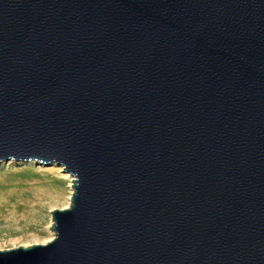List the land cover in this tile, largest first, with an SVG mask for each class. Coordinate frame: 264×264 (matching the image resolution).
Here are the masks:
<instances>
[{
    "label": "water",
    "instance_id": "obj_1",
    "mask_svg": "<svg viewBox=\"0 0 264 264\" xmlns=\"http://www.w3.org/2000/svg\"><path fill=\"white\" fill-rule=\"evenodd\" d=\"M9 160L72 184L0 264H264V0H0Z\"/></svg>",
    "mask_w": 264,
    "mask_h": 264
},
{
    "label": "rangeland",
    "instance_id": "obj_2",
    "mask_svg": "<svg viewBox=\"0 0 264 264\" xmlns=\"http://www.w3.org/2000/svg\"><path fill=\"white\" fill-rule=\"evenodd\" d=\"M59 168L33 161L0 163V250L52 239L49 212L64 207L71 194V181Z\"/></svg>",
    "mask_w": 264,
    "mask_h": 264
},
{
    "label": "bare ground",
    "instance_id": "obj_3",
    "mask_svg": "<svg viewBox=\"0 0 264 264\" xmlns=\"http://www.w3.org/2000/svg\"><path fill=\"white\" fill-rule=\"evenodd\" d=\"M58 172H61V168H59L58 169ZM63 178H66V179H69V181H71V184H72V179H71V177H69V175H67V174H62L61 175ZM71 188V187H70ZM68 204H69V202L66 204V205H64V207H62V208H65V207H67L68 206ZM62 208H60V209H62ZM50 239H47V240H45L43 243H45V242H47V241H49ZM42 243V244H43Z\"/></svg>",
    "mask_w": 264,
    "mask_h": 264
}]
</instances>
